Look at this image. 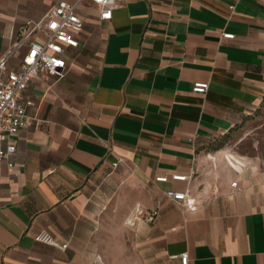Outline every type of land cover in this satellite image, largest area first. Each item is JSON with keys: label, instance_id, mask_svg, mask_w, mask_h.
Returning a JSON list of instances; mask_svg holds the SVG:
<instances>
[{"label": "crops", "instance_id": "1", "mask_svg": "<svg viewBox=\"0 0 264 264\" xmlns=\"http://www.w3.org/2000/svg\"><path fill=\"white\" fill-rule=\"evenodd\" d=\"M58 1L0 0V59ZM117 4L107 21L98 5L81 3L85 26L79 47L67 49L65 77L41 75L24 92L17 166L0 183V264H103V213L131 185L130 211L145 214L125 239H141L150 264H181L184 253L189 264H264V180L255 167L226 155L219 193L203 199L192 187L202 149L264 100V0ZM199 82L209 83L206 94L193 91ZM170 190L188 193L196 208ZM42 230L67 250L37 242Z\"/></svg>", "mask_w": 264, "mask_h": 264}, {"label": "built area", "instance_id": "2", "mask_svg": "<svg viewBox=\"0 0 264 264\" xmlns=\"http://www.w3.org/2000/svg\"><path fill=\"white\" fill-rule=\"evenodd\" d=\"M89 1L100 7V18L111 20L117 7V0H59L49 8L45 16L23 27L10 48L0 59V183L3 170H13L17 166V147L15 137L28 124L24 92L31 81L41 75H51L56 79L65 77L68 63V48H78V36L83 32L85 21L79 14L81 3ZM233 8V7H231ZM223 38L232 39L234 35L223 34ZM24 51L18 69L10 67L15 56ZM209 83H196L193 91L206 94ZM117 166V164H114ZM175 181H187V176L174 175ZM157 182H168L167 177H157ZM166 196L182 203L188 210H194V200L188 193L167 191ZM157 212L151 213L147 220L153 222ZM36 241L67 250L68 244L59 242L48 230L40 231ZM181 264H189L186 253L180 256Z\"/></svg>", "mask_w": 264, "mask_h": 264}, {"label": "rangeland", "instance_id": "3", "mask_svg": "<svg viewBox=\"0 0 264 264\" xmlns=\"http://www.w3.org/2000/svg\"><path fill=\"white\" fill-rule=\"evenodd\" d=\"M200 155L192 187L203 199L219 193L224 179L230 174L226 155L248 161L249 167H255L264 180V100L233 131L202 149ZM137 198L136 187L128 186L103 213L102 232L106 233L107 239H98L103 264L151 263L141 246V239H125L131 232L135 233L133 219L145 214L141 206L130 211ZM110 235L117 239H109ZM161 264L168 263L161 259Z\"/></svg>", "mask_w": 264, "mask_h": 264}]
</instances>
